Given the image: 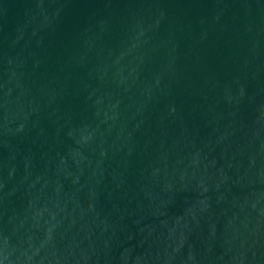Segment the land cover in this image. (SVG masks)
I'll return each instance as SVG.
<instances>
[{
    "label": "water",
    "instance_id": "obj_1",
    "mask_svg": "<svg viewBox=\"0 0 264 264\" xmlns=\"http://www.w3.org/2000/svg\"><path fill=\"white\" fill-rule=\"evenodd\" d=\"M163 264H264V0H0Z\"/></svg>",
    "mask_w": 264,
    "mask_h": 264
}]
</instances>
